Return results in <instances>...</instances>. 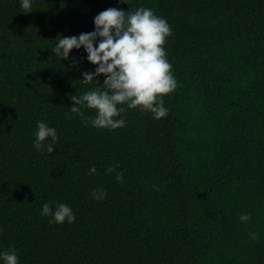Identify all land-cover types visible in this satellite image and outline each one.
<instances>
[{
  "label": "trees",
  "instance_id": "1",
  "mask_svg": "<svg viewBox=\"0 0 264 264\" xmlns=\"http://www.w3.org/2000/svg\"><path fill=\"white\" fill-rule=\"evenodd\" d=\"M141 6L172 29L167 116L124 106L123 127L86 125L71 96L100 87L81 81L96 66L83 48L66 60L49 48L93 31L107 8ZM24 11L0 0V251L19 264H264V0H33ZM37 121L57 130L52 153L33 146ZM46 202L75 221L50 224Z\"/></svg>",
  "mask_w": 264,
  "mask_h": 264
},
{
  "label": "clouds",
  "instance_id": "2",
  "mask_svg": "<svg viewBox=\"0 0 264 264\" xmlns=\"http://www.w3.org/2000/svg\"><path fill=\"white\" fill-rule=\"evenodd\" d=\"M129 3V0H119ZM33 0H20L24 12H30ZM94 30L79 35L60 36L49 49L61 60L70 58L73 49L83 48L86 59L95 65V70L82 73L84 84L94 81L100 87L92 88L81 95H72L70 113L81 117V122L96 128L116 129L125 125L123 118L117 119L127 109L150 112L153 119L167 116L163 97L177 87L172 65L167 59L164 44L171 36L172 29L166 19L155 14L148 7H137L134 11L116 7L99 12L94 18ZM75 63V59L73 60ZM103 75V84L98 77ZM93 109L95 115L86 117L82 109ZM68 119L71 115L66 114ZM33 146L37 152L54 151L53 144L58 140L57 130L44 121L36 122ZM52 143H48V140ZM109 172L115 168L109 167ZM96 172L95 166L89 174ZM116 180L122 182V173L117 172ZM106 193L97 188L92 190V198L101 200ZM54 203V202H53ZM41 216H50L49 223L72 224L76 217L72 208L64 203L54 207L46 202L40 210ZM241 222H247V213L239 216ZM253 240L257 238L252 233ZM0 264H19L15 250L0 251Z\"/></svg>",
  "mask_w": 264,
  "mask_h": 264
}]
</instances>
